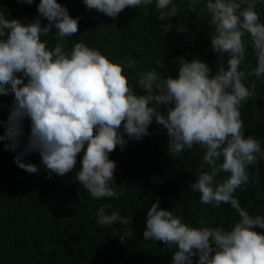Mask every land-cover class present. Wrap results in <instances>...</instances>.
<instances>
[{"label": "clouds", "instance_id": "1", "mask_svg": "<svg viewBox=\"0 0 264 264\" xmlns=\"http://www.w3.org/2000/svg\"><path fill=\"white\" fill-rule=\"evenodd\" d=\"M31 5L33 0H23ZM260 0H206L204 10L214 28L211 47L229 56L227 67L213 73L198 58H179L176 77H162L156 70L140 74L137 94L128 84L123 65L113 62L98 49L83 42L64 49L67 38L79 31V18L57 0H39L37 11L49 23L38 18L25 24L0 13V96L14 95L6 121L0 120L8 150L16 151L25 135L24 120L30 131L23 151L15 158L17 166L29 174L39 169L26 163L23 156L38 152L49 173L63 176L77 165L82 153L77 181L91 197H115L116 162L109 158L128 139L148 135L153 119L166 129L168 150L176 155L200 145L203 161L209 170L201 171L192 188L200 193L202 204H230L239 213L231 230L215 227H192L180 217L159 206V199L146 214L145 240L162 241L174 248L173 264H264V217L249 215L233 193L249 182L248 165L264 159L261 143L253 135L245 136L240 105L254 95L245 86V72L238 70L250 44L256 58L252 75H264V23L256 11ZM87 9H96L116 18L126 7L150 5L153 0H83ZM199 0H192L193 7ZM172 0H156L158 19L165 21L177 14ZM55 27L58 42L51 49L42 41ZM162 23V32L170 31ZM186 31V28L181 29ZM245 34L248 40H244ZM175 62V61H174ZM129 67L135 61L128 62ZM26 81V82H25ZM123 129L121 133L120 129ZM228 173L217 182L216 177ZM259 198V195L258 197ZM110 207V206H107ZM97 223L112 226L130 220L118 213L98 209ZM113 236L125 235L113 228Z\"/></svg>", "mask_w": 264, "mask_h": 264}, {"label": "trees", "instance_id": "2", "mask_svg": "<svg viewBox=\"0 0 264 264\" xmlns=\"http://www.w3.org/2000/svg\"><path fill=\"white\" fill-rule=\"evenodd\" d=\"M57 2L72 17L79 18V31L67 38L64 49L70 51L74 43L83 42L113 62H120L129 86L137 94H143L138 84L142 72L156 70L162 77H176L181 56L206 62L213 73L218 66L227 67L228 54H218L211 47L214 28L204 10L206 0H199L194 9L192 0H172L169 8L175 5L177 14L163 22L158 19L156 0L150 5L126 7L116 18L87 9L83 0ZM38 4L39 0L31 5L23 0H0V13L25 24L39 17L43 26L49 22L39 16ZM256 11L264 23V0L256 4ZM162 23H170V31L162 32ZM56 31L53 27L48 36H41L49 49L58 42ZM244 40H248L247 34ZM129 61H135V66L129 67ZM255 67L249 44L238 70L245 72V86L250 91L253 84L255 88L254 95L241 103L240 118L245 136L251 134L258 139L264 152V75H252ZM13 100V94L0 96V120H7ZM29 131L26 118L23 142L16 151L6 149V141H0V264H173L174 248L143 236L147 210L157 198L161 208L192 227L231 230L240 219L230 204L201 203L200 193L192 184L201 171L209 170L203 161L205 149L194 145L171 155L166 129L154 119L148 135L136 140L124 134L127 143L123 150L118 145L109 154L116 162L113 187L117 196L100 199L92 198L76 179L82 153L76 168L63 176L49 173L35 151L26 153L23 160L39 170L29 174L19 168L15 158L23 151ZM120 131L123 133L122 128ZM246 171L249 182L235 190L234 198L249 215L264 217V159L258 155L257 162L248 165ZM228 175L221 173L217 182ZM102 206L107 214L116 212L130 223L99 225L97 212ZM113 228L126 234L123 241L119 235L113 236ZM197 261L198 256L193 257V264Z\"/></svg>", "mask_w": 264, "mask_h": 264}]
</instances>
